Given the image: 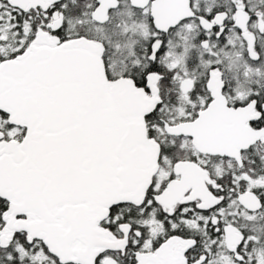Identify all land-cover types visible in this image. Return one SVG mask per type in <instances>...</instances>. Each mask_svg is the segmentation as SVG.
Wrapping results in <instances>:
<instances>
[{
    "label": "snow or ice",
    "instance_id": "snow-or-ice-1",
    "mask_svg": "<svg viewBox=\"0 0 264 264\" xmlns=\"http://www.w3.org/2000/svg\"><path fill=\"white\" fill-rule=\"evenodd\" d=\"M0 264H264V0H0Z\"/></svg>",
    "mask_w": 264,
    "mask_h": 264
}]
</instances>
